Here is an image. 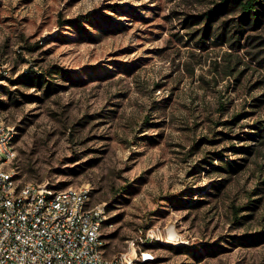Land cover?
I'll list each match as a JSON object with an SVG mask.
<instances>
[{"label":"rangeland","instance_id":"374dc122","mask_svg":"<svg viewBox=\"0 0 264 264\" xmlns=\"http://www.w3.org/2000/svg\"><path fill=\"white\" fill-rule=\"evenodd\" d=\"M252 17L231 0H0L19 183L87 187L108 258L152 231L143 264H264V0Z\"/></svg>","mask_w":264,"mask_h":264},{"label":"built area","instance_id":"2783aa9c","mask_svg":"<svg viewBox=\"0 0 264 264\" xmlns=\"http://www.w3.org/2000/svg\"><path fill=\"white\" fill-rule=\"evenodd\" d=\"M13 131L0 121V264H143L139 232L128 249L105 256L101 205L89 206L87 187L58 191L47 183L20 184L12 167Z\"/></svg>","mask_w":264,"mask_h":264},{"label":"trees","instance_id":"16d2710c","mask_svg":"<svg viewBox=\"0 0 264 264\" xmlns=\"http://www.w3.org/2000/svg\"><path fill=\"white\" fill-rule=\"evenodd\" d=\"M231 3L234 5V6H238L240 11L246 15V16H256V13H257V6L259 5V0H231ZM228 4V3H227ZM226 6V4H223ZM223 9V8H221ZM211 16V12L210 14L208 15V17L210 18ZM252 17V18H253Z\"/></svg>","mask_w":264,"mask_h":264}]
</instances>
